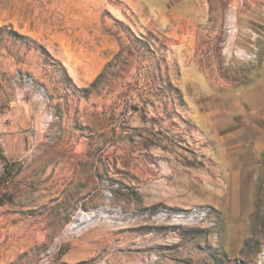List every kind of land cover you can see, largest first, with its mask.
<instances>
[{
	"label": "rangeland",
	"instance_id": "rangeland-1",
	"mask_svg": "<svg viewBox=\"0 0 264 264\" xmlns=\"http://www.w3.org/2000/svg\"><path fill=\"white\" fill-rule=\"evenodd\" d=\"M0 264H264V0H0Z\"/></svg>",
	"mask_w": 264,
	"mask_h": 264
}]
</instances>
